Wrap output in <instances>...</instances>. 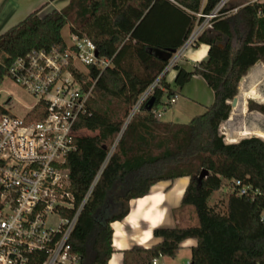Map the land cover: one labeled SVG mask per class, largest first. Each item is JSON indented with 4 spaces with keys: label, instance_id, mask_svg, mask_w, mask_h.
<instances>
[{
    "label": "trees",
    "instance_id": "trees-1",
    "mask_svg": "<svg viewBox=\"0 0 264 264\" xmlns=\"http://www.w3.org/2000/svg\"><path fill=\"white\" fill-rule=\"evenodd\" d=\"M175 1L70 0L61 11H34L0 35V87L15 59L64 49L67 26L70 34L90 39L101 57L112 60L103 71L91 70L96 85L89 114L78 121L82 134L65 164L79 206L107 160L71 235V252L80 264H109L115 253L112 224L123 221L131 202L147 197L153 186L168 183L171 188L181 179L188 183L173 217L180 212L188 223L192 209L196 224L156 228L153 237L159 241L122 251L123 264L174 259L187 240L196 241L189 264H264V132L241 128V135L258 137L230 143L220 132L232 114L229 102L239 95L241 80L257 63L264 65V3L215 20L195 44L209 46L207 58L192 71L174 65L177 75L171 85L163 75L169 62L153 51L177 53L195 29V14L211 12L220 0L204 5L203 0ZM262 67L241 84L236 113L245 112L248 101V112L264 117V98L256 88L248 92L247 85L259 80ZM194 76L213 91V104L187 124L158 119L153 110L170 107L163 97L176 98ZM159 78L152 110L143 105L128 122L141 95ZM203 171L207 174L201 177ZM236 181L247 189L245 195H238ZM227 183L232 191L210 204ZM44 257H36L34 264Z\"/></svg>",
    "mask_w": 264,
    "mask_h": 264
},
{
    "label": "built area",
    "instance_id": "built-area-1",
    "mask_svg": "<svg viewBox=\"0 0 264 264\" xmlns=\"http://www.w3.org/2000/svg\"><path fill=\"white\" fill-rule=\"evenodd\" d=\"M234 1L220 0L211 12L195 14L198 21L193 33L165 72L180 61L185 49L195 47L215 20L264 3L247 0L233 7ZM110 66L112 60L101 57L90 39L72 34L64 49L33 51L11 63L9 77L37 98V103L24 117L0 114V264H34L40 255H45L41 264H80L71 252V235L107 160L79 206L65 164L82 134L78 121L89 114L96 85L91 70L100 72ZM160 78L141 95L134 113L151 98ZM153 113L161 118L158 109ZM235 186L238 195L246 194L239 181ZM160 258L151 264H161Z\"/></svg>",
    "mask_w": 264,
    "mask_h": 264
},
{
    "label": "crops",
    "instance_id": "crops-1",
    "mask_svg": "<svg viewBox=\"0 0 264 264\" xmlns=\"http://www.w3.org/2000/svg\"><path fill=\"white\" fill-rule=\"evenodd\" d=\"M206 1L207 0H203V5L206 3ZM69 2L70 0H0V35L5 33L13 26L17 25L19 22L24 20L30 13L34 11L40 10L41 15L46 14L52 10L61 11L68 6ZM182 48L180 50H182ZM208 52H209V46L206 44H200L198 47L185 49L183 55L180 58L181 62L179 65L185 67L189 71H192L194 65L199 64L200 62H202L207 58ZM258 65L263 66L260 69V71L258 70V72H260L259 75L260 78L258 81L255 82H252L250 80L248 81L247 83V85H249L248 92H250L253 88H257V84L260 83L261 80H264V65L259 62L253 67L251 72H249V74L241 80L239 85V95L233 101L229 102L232 107V114L229 120L226 122V124L229 125L232 124V125L230 126V129L228 131V135L222 132V134L225 136L226 143H230L232 140H236L238 135L241 133V128L246 127L249 130H252V128H254L255 130H260L253 127L250 123H246L245 125L244 120H247L248 117L251 116H254L255 118L261 117L260 114L248 112V101H246L245 104V112L244 111L240 113L235 112V108L238 106V101L240 98L241 84L245 82L247 78L252 76L253 74L252 72ZM163 75H165L166 81L169 84L173 85L177 72L173 69H169L168 71L164 72ZM180 94H182L190 104L191 103L196 105L201 104V106L204 108V111L206 107H209L214 102L213 91L208 87L205 80L200 76H194L191 79V81L187 85H185V87L181 90ZM257 94L260 95V93ZM260 96L264 98V94L263 96L262 95ZM173 116L176 115L173 113ZM167 122H171V121H167ZM262 132H264V130H262ZM246 137H258V136H253L252 134ZM187 183H188L187 179H181L177 181L175 184H173L171 188H168V183H159L152 187L150 194L153 192L154 189H157L159 192L162 193V196H165V202L162 204V206L159 209L160 212L162 213L160 215L162 216L160 218V224L157 228L172 226L171 223H168V221L170 217L173 218V210L179 206L184 190L187 186ZM178 190L181 192V195L177 194ZM149 195L145 198L132 201L130 212L132 210L134 203H137L140 200L150 197ZM129 216L130 213L123 221L115 222L112 224L113 231L116 225H118L119 229L123 232L124 235L121 239V244H122L121 248H117L116 246H114V234H113V246L115 249V253L113 254L109 264H112L113 261L114 264H123L122 251L126 249H129L135 245L150 247L159 241L153 237V231L156 228L152 229V224L148 220H145V218H138L135 223H131V222H127ZM148 230H152L151 238L148 240L149 243L145 242L144 244H142L143 238L145 237L146 231ZM195 244H196L195 240H187L182 244V246L184 248H188L191 250V248L195 246ZM165 258L166 257H161L160 263L162 260L165 261ZM161 264H165V262Z\"/></svg>",
    "mask_w": 264,
    "mask_h": 264
},
{
    "label": "rangeland",
    "instance_id": "rangeland-1",
    "mask_svg": "<svg viewBox=\"0 0 264 264\" xmlns=\"http://www.w3.org/2000/svg\"><path fill=\"white\" fill-rule=\"evenodd\" d=\"M245 2H247V0H235L232 6L233 7L240 6ZM62 36L67 43H70V30L68 26L63 29ZM177 54L178 52L174 55V57L177 56ZM180 62L181 61H178L176 64L179 65ZM78 67L80 69H84L81 65H78ZM256 91L257 93H260V95L263 96L264 80H261L260 83L257 84ZM169 102L170 99H168L167 96H164L163 103H169ZM36 103H37V98L31 96L28 92H26V90H24L18 84H16L10 77L5 78L2 86L0 87V106L6 111V113L17 117H24L30 111V109L36 105ZM170 106L171 107L166 110L163 109V106L157 107V109L161 113L160 120L164 122L171 121L181 124H187L191 121L193 117L204 113V108L201 106V104L198 105L192 103L190 104L182 94H179L176 97L175 103L171 104ZM134 109L135 108H133L131 113L134 112ZM173 113L176 116H173ZM244 122L245 125L246 123H250L256 129L264 130V117L262 116L256 118L254 116H251L248 117L247 120H244ZM231 125L232 124L229 125L226 124L225 122L220 128L221 134L222 132H224L228 135V131ZM244 138L247 137L239 134L236 140L240 141ZM231 191H232L231 185L227 183L220 192L213 194V196L210 199V204H215L217 201L222 200L225 197V195ZM188 212H189V216H191L190 222L187 223L185 220H183L182 214L179 212L176 213L175 218L170 217L168 223H171L172 225L171 227H175L176 225H187V224L195 225L196 217L194 218L192 209H188ZM190 256H191V250L183 247L176 258L174 259L165 258V261L162 260L161 263L165 262V264H189Z\"/></svg>",
    "mask_w": 264,
    "mask_h": 264
},
{
    "label": "bare ground",
    "instance_id": "bare-ground-1",
    "mask_svg": "<svg viewBox=\"0 0 264 264\" xmlns=\"http://www.w3.org/2000/svg\"><path fill=\"white\" fill-rule=\"evenodd\" d=\"M178 195H181V192L177 191ZM150 197L140 200L137 203L133 204L130 216L127 219V222L135 223L138 218H145L152 224V229L157 228L160 224V218L162 215L160 212V207L165 202V196H162V193L157 189H154L153 192L149 195ZM164 216V215H163ZM151 231H146L145 237L143 238L142 244L148 242L151 238ZM123 232L119 229V226L116 225L114 228V246L121 248V239L123 237ZM149 243V242H148ZM114 264V261L112 262Z\"/></svg>",
    "mask_w": 264,
    "mask_h": 264
},
{
    "label": "water",
    "instance_id": "water-1",
    "mask_svg": "<svg viewBox=\"0 0 264 264\" xmlns=\"http://www.w3.org/2000/svg\"><path fill=\"white\" fill-rule=\"evenodd\" d=\"M153 52L156 55V57H158V58H160V59H162L163 61H166V62H170L172 60L174 54H176V52H167V51H161V50H157V49L154 50ZM154 104H155V99H154V97H151L148 100V102L145 104L144 110L145 111H151L152 108H153V106H154ZM134 114H135L134 112L131 113L128 122L130 121V119L132 118V116ZM206 174H207V172L206 171H203L202 174H201V177L206 176Z\"/></svg>",
    "mask_w": 264,
    "mask_h": 264
}]
</instances>
